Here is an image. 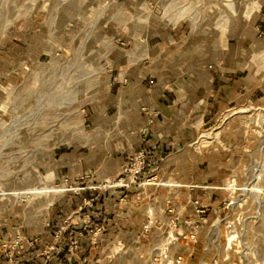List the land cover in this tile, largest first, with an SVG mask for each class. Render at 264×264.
<instances>
[{"label":"crops","instance_id":"1","mask_svg":"<svg viewBox=\"0 0 264 264\" xmlns=\"http://www.w3.org/2000/svg\"><path fill=\"white\" fill-rule=\"evenodd\" d=\"M91 1L97 5L85 11L83 27L68 28L74 58L89 60L84 72L89 75L85 90L90 94L82 110L91 128L66 136L51 152L48 168L53 180L69 176L82 189L68 190L50 207L26 204L13 209L11 198L0 196V232L41 240L26 248L27 264H121L124 250L142 249L139 241L145 239L139 236L152 235L147 244L151 248L171 228L176 230L175 219L199 220L195 214H205L218 197L214 189L224 186L220 171L232 169L234 156L245 148L246 123L234 116L236 109L264 102L262 13L241 32L232 23L223 36L205 37L192 33L193 18L183 14L182 0ZM59 30L52 24L23 34L19 57L12 45L0 55L2 71L11 72L6 63L13 58H58L54 51ZM70 101L75 103V93L68 95L67 106ZM210 129L216 131V140L208 150L200 138ZM141 149L161 162L159 176L167 170L174 174L166 179L173 182L102 183ZM36 164L42 172L44 161ZM91 170L98 177L75 180ZM162 184L179 190L153 196L166 208L151 214L148 206H141L152 201L145 188ZM88 198L92 208L84 201ZM154 215L161 220L149 229L146 221ZM62 225L67 231L58 242ZM191 227L186 224L181 235L193 232ZM0 264H10L1 244Z\"/></svg>","mask_w":264,"mask_h":264},{"label":"rangeland","instance_id":"2","mask_svg":"<svg viewBox=\"0 0 264 264\" xmlns=\"http://www.w3.org/2000/svg\"><path fill=\"white\" fill-rule=\"evenodd\" d=\"M181 4L183 14L193 18L191 23L186 18V23L191 24L192 33L197 36H223L228 31V24L231 26L232 23L241 32L260 13L264 15V0H182ZM96 5L91 0H0V55L12 45L14 55L19 57V39L36 28H49L56 24L61 34L59 47L54 51L58 58H13L11 63H6L10 73L2 71L4 61L0 58V196L11 198L13 209L26 204L50 207L68 190L82 189L69 176L53 180L48 168L51 152L67 140L66 136H77L91 128L84 121L82 110L90 94L85 90L89 75L84 72L89 60L74 58L76 52L69 45L68 28L73 24L83 27L85 11L90 12ZM262 32L264 27L260 28L259 34ZM49 33L47 40L51 45L52 33ZM83 35L82 31L78 38H83ZM258 61L261 62H254ZM261 63L264 64V60ZM73 93L75 103L70 101V106H67V97ZM236 110L234 116L246 123L247 140L244 141L245 148L234 156L232 169L220 171L224 186L214 189V196L221 198L211 200L205 214H195L199 216L197 221L182 219L181 223L175 219L173 227L176 224V230L171 228L154 247L147 248L152 235L139 236V239H145L139 241L142 249L138 252L124 250L121 264H166L165 251L170 255L169 259L182 256L181 264H214L215 259L217 264H264V102L255 106H239ZM226 122L227 119L223 127ZM215 132L213 129L204 131L200 138L204 148L212 149ZM134 154L121 166L118 174L104 176L102 183L126 186L128 179L156 186L157 182H173V179L166 180L174 175L170 170L159 176L161 162L158 163L148 153L141 172L135 175L125 171ZM41 160L44 161L42 172L37 171L36 164ZM37 173H43V177ZM188 173L195 175L196 172ZM94 177L98 176L91 170L75 180L86 181ZM26 178L30 180L27 182ZM233 179L235 188L229 186ZM145 190L152 203L144 202L141 206H148L151 214H159L158 211L163 212L166 204L160 207L153 196L164 192L172 195L179 189L162 184ZM84 201L93 207L91 198ZM197 205H200L199 201ZM159 220L156 215L154 219H148L149 229ZM186 224L192 226L193 232L181 235ZM58 230V242H62L63 231L67 229L62 225ZM37 243H41L38 236L27 240L20 234L5 237L0 232V244L10 264H27L26 248Z\"/></svg>","mask_w":264,"mask_h":264},{"label":"built area","instance_id":"3","mask_svg":"<svg viewBox=\"0 0 264 264\" xmlns=\"http://www.w3.org/2000/svg\"><path fill=\"white\" fill-rule=\"evenodd\" d=\"M147 153L145 149L139 150L137 153H135L132 158L130 159V162L128 163V166L125 167V171H130L133 174H138L143 170L145 162H146V157ZM19 243V240L16 241V244ZM20 250V249H19ZM167 250V249H166ZM169 254L165 251L164 258L167 260L166 264H181L183 262L182 256H177L173 259H169ZM21 264H24L22 262Z\"/></svg>","mask_w":264,"mask_h":264},{"label":"bare ground","instance_id":"4","mask_svg":"<svg viewBox=\"0 0 264 264\" xmlns=\"http://www.w3.org/2000/svg\"><path fill=\"white\" fill-rule=\"evenodd\" d=\"M235 180L233 179L232 181H230V183H229V186L230 187H232V188H235V182H234ZM234 191V190H233ZM237 199V198H236ZM170 235V234H169ZM218 263V261H217V259H215L214 260V264H217Z\"/></svg>","mask_w":264,"mask_h":264}]
</instances>
